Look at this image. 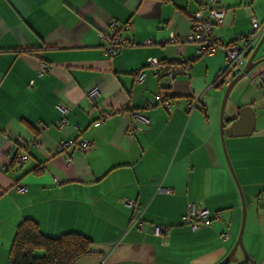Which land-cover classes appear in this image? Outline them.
I'll list each match as a JSON object with an SVG mask.
<instances>
[{"label":"crops","instance_id":"1","mask_svg":"<svg viewBox=\"0 0 264 264\" xmlns=\"http://www.w3.org/2000/svg\"><path fill=\"white\" fill-rule=\"evenodd\" d=\"M200 4L224 11L214 27L223 45L246 38L252 19L264 22V0H0V264H8L24 219L46 237H87L90 254L76 264H218L237 239L241 214L219 121L228 126L243 107L252 110L253 130L224 136V146L248 207L243 246L264 264V89L248 82L264 61L233 86L221 110L236 76L223 74L224 55L196 57L193 44H167L169 33L189 34ZM111 21L131 42L106 57L99 35L112 36ZM149 58L180 67L172 87L146 68L136 83ZM263 58L264 40L253 61ZM43 64L50 70L38 76ZM94 87L91 102L85 93ZM58 101L70 107L62 131ZM136 112L149 125L130 135ZM61 140L93 147L57 154ZM188 203L208 210L195 231L182 221ZM136 216L148 226H130ZM152 226H167V239L153 236ZM238 252L232 264H248Z\"/></svg>","mask_w":264,"mask_h":264},{"label":"built area","instance_id":"2","mask_svg":"<svg viewBox=\"0 0 264 264\" xmlns=\"http://www.w3.org/2000/svg\"><path fill=\"white\" fill-rule=\"evenodd\" d=\"M216 2V1H213ZM225 13L222 10L209 9L206 5L200 4L198 8L191 13L190 20V32L183 38L176 37L173 33H169L167 44L169 45H185L193 44L197 47L196 57H202L204 55H212L215 52H221L226 61L225 69L223 74L233 73L237 75L242 72L245 65V61L252 53L257 42L260 40L264 34V22L258 24L254 19L251 21V32L250 34L242 39L237 38L234 43L223 45L219 43V36L214 32V27L219 25L224 19ZM127 29V27H124ZM109 29L112 36L106 37L100 34L99 38L103 43V53L106 57H111L116 54L121 48L130 44V39H121L116 35L117 27L115 21H111ZM237 43H241L242 46L238 47ZM151 44V41H148ZM189 65V64H188ZM151 71L153 76L156 78L164 79L167 87H172L175 76L180 72L179 66H174L169 64L167 61L158 60L156 58H149L146 61L144 68L138 69L136 72L135 81L138 85L142 84L145 74L144 69ZM50 70L49 65L43 64L37 71L38 76H42ZM250 85L264 89V72L250 76L248 78ZM86 98L91 102H95L98 98L97 88H91L86 93ZM151 104L147 108H151ZM162 108L169 113L170 104L168 102L162 103ZM55 108L59 114V119L55 124V127L62 131L68 128V122L66 115L69 111V106L61 101L55 104ZM133 123H137L138 126H133L128 131L130 135L135 132L142 131L144 127L149 125V120L141 114V112L133 113ZM108 114L102 113V120L107 118ZM93 145L89 141H72V140H61L57 147L55 153L60 154L69 149L77 151L79 153H86L92 149ZM66 162L70 161V157L65 158ZM23 191V189H20ZM264 197V192H263ZM122 204L126 207L139 211V206L135 201L123 199ZM184 224L188 225L192 231L197 230L201 225L208 222V210L200 203H188L185 208V213L182 217ZM136 225L138 229H143V227L148 226L146 223L139 221V217L136 216L130 222V226ZM169 228L167 226H152L151 234L155 237L161 238L163 241L167 239ZM223 240H227V234H223Z\"/></svg>","mask_w":264,"mask_h":264},{"label":"trees","instance_id":"3","mask_svg":"<svg viewBox=\"0 0 264 264\" xmlns=\"http://www.w3.org/2000/svg\"><path fill=\"white\" fill-rule=\"evenodd\" d=\"M90 247V240L83 235L69 233L46 237L34 221L24 219L11 242L8 264H76L90 254Z\"/></svg>","mask_w":264,"mask_h":264},{"label":"water","instance_id":"4","mask_svg":"<svg viewBox=\"0 0 264 264\" xmlns=\"http://www.w3.org/2000/svg\"><path fill=\"white\" fill-rule=\"evenodd\" d=\"M264 40V34L256 44L255 48L253 49L252 53L249 55L247 58L245 65L243 67L242 72L238 73L236 76L233 77V79L230 81V83L227 85L223 98H222V103H221V110L223 109L224 103L233 88V86L244 76H246L254 67H256L259 63L264 61L263 59H259L257 61H253V58L258 51L259 47L261 46L262 42ZM253 130V118H252V110L249 107H243L239 110L238 113V119L232 121L228 126H225L222 122V119L220 117L219 121V133H220V138H221V146H222V151L224 154L225 161L227 163V166L230 170V173L233 177V180L236 184V187L239 192L240 196V201H241V208H242V222L241 226L239 229V233L237 236V239L230 250V252L226 255V257L220 261L218 264H228V262L231 260V258L234 256L236 250L238 249L245 257V261L248 264H254L253 260L250 258V256L247 254L243 243H242V231H243V224H244V216H245V205H244V199L242 196V192L240 189V186L238 185V182L236 180V177L233 173V170L231 168L230 162L228 160L225 146H224V136L226 137H237V136H248Z\"/></svg>","mask_w":264,"mask_h":264},{"label":"rangeland","instance_id":"5","mask_svg":"<svg viewBox=\"0 0 264 264\" xmlns=\"http://www.w3.org/2000/svg\"><path fill=\"white\" fill-rule=\"evenodd\" d=\"M260 142H262V139L260 138ZM225 149H226V153H227V157L229 158V160H230V156H229V154H228V150H227V148H226V145H225ZM230 163H231V160H230ZM231 166H232V163H231ZM232 169H233V166H232ZM233 172H234V174H235V171H234V169H233ZM235 177H236V180H237V176H236V174H235ZM240 186V185H239ZM240 189H241V187H240ZM241 192H242V189H241ZM242 196H243V199H244V205H245V216H246V210L248 209V207H247V205H246V201H245V197H244V193L242 192ZM241 202V201H240ZM240 211H241V214H240V226H241V222H242V208H240ZM245 216H244V226H245ZM239 229H240V227H239ZM239 253V255H242V257H243V259H245V257H244V255L241 253V252H238ZM36 255H40V253H37ZM230 264H232V260H231V262H230Z\"/></svg>","mask_w":264,"mask_h":264}]
</instances>
